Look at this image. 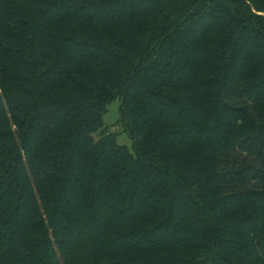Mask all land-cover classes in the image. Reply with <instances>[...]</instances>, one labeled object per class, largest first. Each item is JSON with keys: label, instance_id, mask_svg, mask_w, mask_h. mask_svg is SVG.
Wrapping results in <instances>:
<instances>
[{"label": "trees", "instance_id": "16d2710c", "mask_svg": "<svg viewBox=\"0 0 264 264\" xmlns=\"http://www.w3.org/2000/svg\"><path fill=\"white\" fill-rule=\"evenodd\" d=\"M0 264H264V0H0Z\"/></svg>", "mask_w": 264, "mask_h": 264}, {"label": "rangeland", "instance_id": "374dc122", "mask_svg": "<svg viewBox=\"0 0 264 264\" xmlns=\"http://www.w3.org/2000/svg\"><path fill=\"white\" fill-rule=\"evenodd\" d=\"M120 100L114 99L108 105V111L104 115L105 127L109 131L116 133L118 141L121 144L128 146L130 149H133V142L130 138L128 132L124 129L123 125L119 123L120 119Z\"/></svg>", "mask_w": 264, "mask_h": 264}]
</instances>
